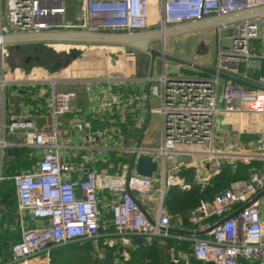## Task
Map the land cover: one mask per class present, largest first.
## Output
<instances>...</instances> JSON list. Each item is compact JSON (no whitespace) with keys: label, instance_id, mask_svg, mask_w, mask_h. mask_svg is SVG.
Here are the masks:
<instances>
[{"label":"built area","instance_id":"2783aa9c","mask_svg":"<svg viewBox=\"0 0 264 264\" xmlns=\"http://www.w3.org/2000/svg\"><path fill=\"white\" fill-rule=\"evenodd\" d=\"M76 2L82 10L77 22L68 18L71 5ZM264 8V0H0V38L9 34L39 33L49 31H89L109 34H136L168 27L199 22L216 17ZM217 28L218 71L248 81L246 86L232 81L224 82L217 76H170L162 70L148 77L150 96L159 98L162 116V138L158 147H142L139 153L150 152L159 162L165 178V187L177 186L188 191L190 185L177 173L175 167L166 164L173 153L186 155L189 151L178 149L185 143H209L207 155L219 160L214 162V174L221 171L224 162L236 168L237 163L250 164L253 160L264 161V76H250L252 61L264 60L262 48L253 45L256 39L264 40V14L219 25ZM232 40V48L223 50V34ZM95 48L122 47L126 60L134 59L137 50L119 44H90ZM6 46L0 43V190L2 183L12 182L17 198V219L20 238L11 245L9 264H51L52 246L77 240L97 242L102 236L100 229L113 227L105 233L104 245L127 246L140 236L152 242L157 236L171 235L172 215L160 211L158 217H149L135 194L147 196L154 190V178L133 172L126 188L112 204V217L106 223L100 210L98 172L86 171L85 177L73 179V165L61 159L57 125L39 128L33 120L25 118L7 121L5 116V62ZM256 68V67H254ZM148 95L123 96L115 101L104 100L102 110L117 105L128 106L132 111L138 100ZM77 91L56 90L47 105L54 118L79 111L74 105ZM121 100V101H120ZM250 113L262 118L263 130L246 149L221 150L216 144L220 118L232 114ZM75 126L85 131L89 124L78 119ZM22 131L27 147L42 149L35 166L13 175L4 173V156L10 142L8 132ZM88 139L92 136L88 134ZM196 170V182L203 189L209 178H200ZM166 174V175H165ZM264 170L254 169L246 179L234 181L229 188L215 195L212 201H203L191 212L189 222L200 230L213 228L208 237L191 238L197 260L204 264H264ZM247 203L236 216L218 223ZM2 198L0 195V206ZM216 217L214 222L206 221ZM37 221L39 224L32 225ZM179 225L183 220L178 218ZM106 250L97 247L96 257L103 261ZM174 263L185 260L187 255L174 247L170 250Z\"/></svg>","mask_w":264,"mask_h":264},{"label":"crops","instance_id":"0c3cea01","mask_svg":"<svg viewBox=\"0 0 264 264\" xmlns=\"http://www.w3.org/2000/svg\"><path fill=\"white\" fill-rule=\"evenodd\" d=\"M209 30L211 28L196 31L197 33H186L188 35H185L184 38L189 36L203 37ZM46 44L48 47L51 46L48 45L50 43ZM198 44L191 45L189 51L186 46L183 47L179 54L185 60L215 67L217 58L214 60L208 55V50L205 49L206 43L204 47ZM10 49L16 52L21 48L10 46ZM59 50L52 52L54 56L56 54L53 63H36L38 62V57H36L35 63L26 66L15 64L14 67H11L6 58L4 72L6 120L12 121L16 118H25L33 120L39 128L57 125L61 159L73 165V170L69 173L70 176L73 179L83 178L87 170L92 168L97 170L99 206L106 223L109 224L112 217L111 206L126 188V174L129 168V159L132 155L131 151L136 146L137 139L148 116V96L145 100H138V105H134L138 106L135 111L123 105H119V108L115 105L112 109L104 111L101 104L104 100H112L114 97V100L118 101L122 99V95L131 96L140 93L148 95V89L151 86L148 77L151 75L157 76L162 70L163 64L156 63L159 70L157 73L155 72V64L152 74L151 56L147 52L137 50L134 59L126 60L121 54L122 47L120 46H108L99 49L90 44H72L69 49L60 47ZM63 50L69 54L65 58L59 57ZM140 55H146V62H140ZM6 56L8 57L7 50ZM165 64V71L170 76L213 77L206 73L184 71L182 68L184 66L170 64L169 62ZM252 65L253 67L249 71L252 78L256 79L259 76H264V60L256 59L252 61ZM184 72L190 74H184ZM54 87L56 90H76L77 98L74 105L79 111L59 115L54 120L47 105ZM152 97L154 96H150V105ZM153 111L156 110L151 107V112ZM78 119L89 124L85 131H79L75 126ZM262 130V118L259 115L241 113L222 116L217 129L216 144L221 150L238 151L246 149L250 142L260 136ZM148 131L149 127L142 144V147L146 148H150L149 145H144ZM88 134L92 136V140L88 139ZM6 139L10 142V147L7 149L12 150L11 154H8L6 150L4 156L3 170L6 175L26 171L36 165L42 149L25 146V134L22 131L8 132ZM207 152H193L186 155L173 153L167 157L166 164L175 167L172 171L178 175L182 168L197 169L200 178H209L210 181L218 174H214L213 170L215 169L214 162L219 159L210 157ZM226 164L228 162H224L223 167ZM230 166L235 169L232 165ZM161 169L163 171V167L160 166V171ZM165 178L166 176H163L161 180L154 179V190L151 194L147 196L135 194L141 207L151 218L158 217L160 211L168 212L166 199L171 187H165ZM181 178L188 183L186 178ZM16 211L17 198L16 218L15 221H12L13 223L9 222L8 227L9 230L18 231L20 238V224ZM6 213L7 207L2 201L0 223ZM208 222H210L209 219L206 224ZM31 224L37 225L39 223L33 221ZM171 225L174 229L193 232L200 230V227L196 225V229L182 228V225L178 223V218ZM170 233L173 237L181 240L191 241V238L195 236L174 231ZM202 237H208V234ZM137 245L140 244L135 243L133 240L126 247L135 249Z\"/></svg>","mask_w":264,"mask_h":264},{"label":"trees","instance_id":"16d2710c","mask_svg":"<svg viewBox=\"0 0 264 264\" xmlns=\"http://www.w3.org/2000/svg\"><path fill=\"white\" fill-rule=\"evenodd\" d=\"M52 52L54 51L52 50ZM259 168L261 166L258 160H253L250 164L238 163L235 169L226 164L209 181V185L203 189L195 180L196 170L182 168L179 176L186 178L190 189L183 192L177 186L170 188L166 199V209L173 216L171 223L174 220L177 221V218H181L183 220L182 228L196 229L197 227L189 222V215L192 211L197 209L203 201H212L216 194L229 188L234 181L246 179L251 171ZM0 195L7 207L6 216L0 223V264H7L11 258V245L19 240L18 231L9 230L8 227L9 222L14 220L13 216H15L16 209V194L13 183L4 182ZM215 220L216 217L209 218L210 222ZM112 231L113 227L111 226L100 229L102 234ZM105 238V235L100 236L96 243L92 240H77L52 246L51 264H102V261L96 257L97 247L113 252L112 264H185V260H180L178 263L171 260L170 250L172 247L184 252L189 264H204L196 259L193 242L190 240H181L173 236H157L152 242H145L132 249L120 244L114 247L105 246ZM244 264L247 262L244 261Z\"/></svg>","mask_w":264,"mask_h":264},{"label":"water","instance_id":"95a60500","mask_svg":"<svg viewBox=\"0 0 264 264\" xmlns=\"http://www.w3.org/2000/svg\"><path fill=\"white\" fill-rule=\"evenodd\" d=\"M264 14V8L255 9L251 11H246L231 16L216 17L199 22L187 23L177 26L168 27L165 30H153L136 34H109V33H96L89 31H49V32H39V33H22V34H9L4 35L0 38V43L5 46H14L21 48L26 44H36V43H71V44H119L128 47L130 51L139 50L142 52H147L151 56L152 70L153 74L154 66L156 63H166L175 64L179 66L187 67L190 72L195 73H206L212 76H217L224 80V82L232 81L235 83L243 84L246 86H254L248 81L243 79L233 77L224 72L218 71L215 67H209L194 63L182 59L180 57L171 55L165 51V41L167 38L174 37L181 34L192 33L204 29H210L218 27L219 25L226 24L233 21H238L245 18H251L254 16ZM155 43L161 44L158 48L154 46ZM29 56V55H28ZM32 60V56L28 57V61ZM184 74H190L189 72H184ZM148 116L142 128V131L137 139L136 146L132 149V155L129 159V168L126 174V185L129 181L130 176L133 172L139 175L152 177L156 180H161L163 175L160 172L159 162L154 158V156L148 153H139L138 149L142 148L143 140L147 133L152 112L150 105V89H148ZM8 154L12 153V150L7 149ZM264 194V189L255 197L257 200ZM247 203L237 211L230 214L228 217L221 219L218 223H221L228 218L236 216L245 207L250 205ZM213 228V226L199 231H186L181 229L170 228V231L179 233L193 234L197 237H202L207 235L208 232ZM134 242L137 244H144L145 240L140 237H134ZM113 263V252L107 251L106 256L102 261V264H112ZM207 264H213L208 262Z\"/></svg>","mask_w":264,"mask_h":264},{"label":"rangeland","instance_id":"374dc122","mask_svg":"<svg viewBox=\"0 0 264 264\" xmlns=\"http://www.w3.org/2000/svg\"><path fill=\"white\" fill-rule=\"evenodd\" d=\"M82 17V10L79 4L74 2L71 5V11L68 13V18H72L75 22H77ZM197 37H195L196 39ZM203 38L206 40V48L208 50V55L212 57L214 60L217 58V34L214 32L213 29L209 30L208 33L203 36ZM170 44L169 41H166V44ZM180 43L182 44V47L187 46L188 41L184 38L181 39ZM46 43H36V44H26L19 49V51H14L13 49H10V46H6V50L8 51V57L6 56L9 65L11 67H14L15 64H18L19 66L27 65L31 63H35L36 57H38V62L40 64L45 63H53L54 62V53L53 51H60L59 48L63 47V49H69V47L72 44L69 43H50L48 45H51L50 47L46 46ZM79 45V44H78ZM253 45L259 48H262L264 45V40L262 39H256L253 41ZM154 46H157L158 48L161 47V44L155 43ZM54 47V48H51ZM222 48L223 50L231 49L232 48V40L227 38V33L225 32L223 34L222 39ZM55 52V53H56ZM32 56V60L28 61V57ZM67 55H69L65 50L61 51L59 54V57L65 58ZM52 57V58H51ZM139 60L141 63L146 62V55H140ZM29 62V63H28ZM215 63V62H214ZM213 63V64H214ZM159 70L158 64L155 66V72L157 73ZM160 100L157 97L151 98V107L154 110H157L160 108ZM161 120L162 116L159 112L153 111L151 121L149 124V131L148 136L146 137V142L144 145H149L150 147L156 148L161 143L162 138V130H161ZM209 143L199 144V143H185L178 145L179 150L183 151H189V152H198V153H204L209 150ZM261 168L258 170H264V161L258 160ZM15 221V216H13Z\"/></svg>","mask_w":264,"mask_h":264},{"label":"flooded vegetation","instance_id":"af4514ba","mask_svg":"<svg viewBox=\"0 0 264 264\" xmlns=\"http://www.w3.org/2000/svg\"><path fill=\"white\" fill-rule=\"evenodd\" d=\"M214 30V32H216L217 34V28H211ZM193 33V32H192ZM194 33H197V32H194ZM185 35H188V34H181V35H177V36H174V37H170V38H167L166 41H169L170 44H166V41H165V51L171 55H174V56H177V57H180L182 59H185L184 57H182L179 52L182 50V44L180 43L181 39L185 37ZM197 38L195 39V37H192V36H189L187 38H184L185 40L188 41V44L186 46V48H188V51L191 50V45L195 44V43H199L198 45L199 46H202L204 47L205 46V43H206V40L201 37V36H196ZM183 70H188L187 67H182Z\"/></svg>","mask_w":264,"mask_h":264},{"label":"bare ground","instance_id":"6f19581e","mask_svg":"<svg viewBox=\"0 0 264 264\" xmlns=\"http://www.w3.org/2000/svg\"><path fill=\"white\" fill-rule=\"evenodd\" d=\"M166 47V46H165Z\"/></svg>","mask_w":264,"mask_h":264}]
</instances>
